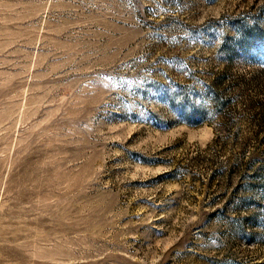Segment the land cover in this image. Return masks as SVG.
Returning a JSON list of instances; mask_svg holds the SVG:
<instances>
[{"label": "rangeland", "instance_id": "374dc122", "mask_svg": "<svg viewBox=\"0 0 264 264\" xmlns=\"http://www.w3.org/2000/svg\"><path fill=\"white\" fill-rule=\"evenodd\" d=\"M0 264H264V0H0Z\"/></svg>", "mask_w": 264, "mask_h": 264}]
</instances>
